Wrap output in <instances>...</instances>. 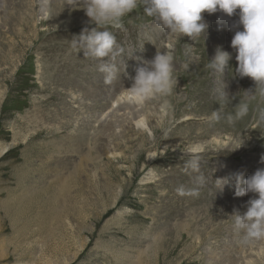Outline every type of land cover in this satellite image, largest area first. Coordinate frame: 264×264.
Returning <instances> with one entry per match:
<instances>
[{
    "label": "rangeland",
    "instance_id": "374dc122",
    "mask_svg": "<svg viewBox=\"0 0 264 264\" xmlns=\"http://www.w3.org/2000/svg\"><path fill=\"white\" fill-rule=\"evenodd\" d=\"M83 6L0 0V264H264V238L245 242L231 216L256 198L235 195L236 175L264 168V141L243 143L264 138V98L232 76L239 10L203 13L206 37L192 41L137 8L123 29L107 28L124 53L106 83L104 61L75 45L100 27ZM218 48L233 57L221 79L207 67ZM157 50L174 57L173 92L113 108ZM201 174L206 185L189 194Z\"/></svg>",
    "mask_w": 264,
    "mask_h": 264
},
{
    "label": "clouds",
    "instance_id": "9594fccd",
    "mask_svg": "<svg viewBox=\"0 0 264 264\" xmlns=\"http://www.w3.org/2000/svg\"><path fill=\"white\" fill-rule=\"evenodd\" d=\"M83 3V9L91 22L96 26L90 31L85 29L77 37L75 45L83 51L84 56L104 61L100 70L105 74V82L110 83L117 75L118 69L113 63L118 56L123 55V47L118 46L115 35L107 30L110 26L123 29V19L137 8L143 7L144 12L153 17L163 29L172 34H179L192 41L199 37H206L208 23L203 13L214 14L221 12L232 17L238 12V25L243 30L235 31L231 40V47L236 51L238 62L233 77H249L255 82L254 91H246L250 96L259 95L264 98V0H78ZM103 28V30H100ZM232 53L217 49L213 59L207 67L221 77L227 70L230 74ZM174 57L168 51H158L151 60L143 62V66L136 69L131 77V86L125 89L126 102L133 105H143L145 102L158 97L170 95L177 85L174 75ZM232 97L224 90L218 93V102L227 103ZM237 115L243 117L248 111L247 104L238 105ZM207 119L210 122L221 120L219 110H214ZM231 117L229 120L231 121ZM260 119L264 120V109L260 110ZM243 144V143H242ZM242 144L239 146L241 147ZM238 147V148H239ZM237 149V148H236ZM195 151V149H192ZM264 162V157H262ZM200 157H195L189 166L199 171ZM237 190L235 195L241 197L249 193L256 194V198L247 201L246 211H236L234 218L236 230L244 232L245 242L264 238V168L257 169L246 179L242 173L236 175ZM197 188L189 194L197 195L206 185V178L201 174L196 178ZM216 187H222L223 180H217ZM244 187L240 188L239 185ZM181 195L185 190H177Z\"/></svg>",
    "mask_w": 264,
    "mask_h": 264
},
{
    "label": "bare ground",
    "instance_id": "6f19581e",
    "mask_svg": "<svg viewBox=\"0 0 264 264\" xmlns=\"http://www.w3.org/2000/svg\"><path fill=\"white\" fill-rule=\"evenodd\" d=\"M233 19H236V18H233ZM235 31V30H234ZM232 32V31H231ZM254 82V81H253ZM238 100L235 101V104L237 103ZM126 103V100H125V92L120 94L119 96L116 97V99H114L113 101V108L115 106L119 107L122 106L123 104ZM121 109V108H120ZM137 119V120H136ZM132 120H135V126H139L141 128H146V124H145V119H139V117L135 116L134 119ZM148 129V128H147ZM151 130L148 129V132L150 133ZM264 141V138L261 139L260 141H257L256 139L254 140H250L249 142H247L246 140L243 141L244 144H248V143H252V144H257L259 142V144H261L262 142ZM264 144V143H263ZM193 152H201V148H198L197 151H193ZM195 154V153H194ZM245 176V175H244Z\"/></svg>",
    "mask_w": 264,
    "mask_h": 264
}]
</instances>
